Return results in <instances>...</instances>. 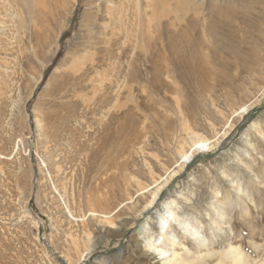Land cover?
Masks as SVG:
<instances>
[{"label": "rangeland", "instance_id": "rangeland-1", "mask_svg": "<svg viewBox=\"0 0 264 264\" xmlns=\"http://www.w3.org/2000/svg\"><path fill=\"white\" fill-rule=\"evenodd\" d=\"M229 247L264 264V0H0V264Z\"/></svg>", "mask_w": 264, "mask_h": 264}, {"label": "bare ground", "instance_id": "bare-ground-1", "mask_svg": "<svg viewBox=\"0 0 264 264\" xmlns=\"http://www.w3.org/2000/svg\"><path fill=\"white\" fill-rule=\"evenodd\" d=\"M245 111H246V106H242V107H240L239 111H237V114H242ZM206 145H208L207 140L197 139V140H195V141L192 142L190 148H191V151H193V150H195V149H197L199 147H204ZM191 151H188V152L184 153L183 156H182V158H187L188 159V157H190L189 155L191 154ZM153 202H154V199L152 201H148L147 204H146V206L139 210V216H140L141 220L138 223V225L136 224L134 227H132V228L129 229V231H131V235L130 236L135 235V234H137L139 232L145 231V230H147V228H149V224H148V221H147L148 218L145 215V212H146V210L149 207L153 206L152 205ZM214 210L216 211V214H217L218 218L220 219V221L223 222L224 219H225V217H226V214L225 215L223 214L222 208L215 207ZM166 213H168V214L162 215L158 219L159 232H160V234H162V236H167V233L170 232L169 231L170 230V220H173L175 218L174 213L171 210H168ZM102 215L105 217L107 214L106 213L105 214L103 213ZM144 218H145V220H144ZM109 222H111V221L109 220ZM189 223H184L183 222L182 224L181 223L179 224L182 232H188V231L191 230V227L192 226ZM125 229H127V228H125L121 224L120 227H119V229L117 231H115V232H112V233H114V236H117L118 238L119 237L123 238L124 237L123 235H125ZM190 235H192V237L195 240H199L200 239V236H201L200 233L198 231H196L195 229H193V231L190 233ZM175 241H176V243L177 242L180 243L179 242V239L177 240V238H175L173 240V242H175ZM200 242L203 243L204 240H201ZM134 244L135 245H138L139 243L136 242ZM129 245L132 246L133 244H129ZM148 246H150V247L153 246L157 251H159V254H162L164 252L163 247L158 246V244L149 242L148 243ZM94 247H95V242L94 243H92L91 241L88 242L87 245L84 247V250L81 252L80 256H86L90 252V250L93 249ZM120 247H122L123 249L120 248V250L118 251V253H120L123 250L127 249L128 248V244H126L125 247H124L123 244H121ZM207 248H209V247H207ZM218 254H220V256H223V257H229L232 262H237V263L241 262L242 264H245L246 261L248 260L245 256H243V254L240 251L238 252V250L235 249V248L233 249V248H230L229 247V249L224 250V251H221ZM174 256H176V257L174 258V261L172 262L173 264H194L192 261H187L186 259H184V257L182 255H179L178 253H175ZM194 257H196V256H194Z\"/></svg>", "mask_w": 264, "mask_h": 264}, {"label": "water", "instance_id": "water-1", "mask_svg": "<svg viewBox=\"0 0 264 264\" xmlns=\"http://www.w3.org/2000/svg\"><path fill=\"white\" fill-rule=\"evenodd\" d=\"M252 115V114H251ZM251 115H250V118H251Z\"/></svg>", "mask_w": 264, "mask_h": 264}]
</instances>
